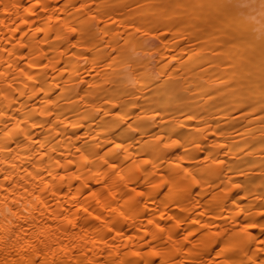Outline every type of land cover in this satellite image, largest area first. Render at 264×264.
<instances>
[{
    "label": "bare ground",
    "instance_id": "obj_1",
    "mask_svg": "<svg viewBox=\"0 0 264 264\" xmlns=\"http://www.w3.org/2000/svg\"><path fill=\"white\" fill-rule=\"evenodd\" d=\"M0 264H264V0H0Z\"/></svg>",
    "mask_w": 264,
    "mask_h": 264
}]
</instances>
